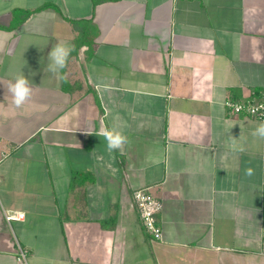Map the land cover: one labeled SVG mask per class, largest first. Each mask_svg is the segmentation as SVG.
Returning a JSON list of instances; mask_svg holds the SVG:
<instances>
[{
  "label": "crops",
  "instance_id": "obj_1",
  "mask_svg": "<svg viewBox=\"0 0 264 264\" xmlns=\"http://www.w3.org/2000/svg\"><path fill=\"white\" fill-rule=\"evenodd\" d=\"M85 27L98 34L77 49ZM59 41L67 67L45 72ZM21 72L35 88L17 109ZM250 99L264 0H0V264H25L19 248L27 264H264V119L225 106ZM143 189L163 203L161 240Z\"/></svg>",
  "mask_w": 264,
  "mask_h": 264
},
{
  "label": "clouds",
  "instance_id": "obj_2",
  "mask_svg": "<svg viewBox=\"0 0 264 264\" xmlns=\"http://www.w3.org/2000/svg\"><path fill=\"white\" fill-rule=\"evenodd\" d=\"M72 51L73 46L69 43L59 41L54 44L47 56L48 63L45 72L47 71L51 74L61 73L67 67ZM32 75H35V73H32ZM34 88L33 84L22 72L9 79L7 83V92L11 94L14 107L19 109L27 104L33 96ZM97 135L103 138L106 143V151L110 154L115 151H123L129 142V138L116 126H105L100 129ZM252 136L264 139V121L258 123L257 127L252 132ZM97 159L102 160L103 157L98 156ZM245 174L249 176L252 175L253 169H245Z\"/></svg>",
  "mask_w": 264,
  "mask_h": 264
},
{
  "label": "built area",
  "instance_id": "obj_3",
  "mask_svg": "<svg viewBox=\"0 0 264 264\" xmlns=\"http://www.w3.org/2000/svg\"><path fill=\"white\" fill-rule=\"evenodd\" d=\"M225 106L232 114L246 113L259 119H264V100L256 102L250 99L242 103H234L230 100L225 102ZM134 202L139 214L142 226L154 239L161 240L162 232L157 216L163 210V203L156 198L148 189L138 190L134 193ZM24 214H5L8 223L15 220H22ZM19 257L27 264V256L24 250L19 248Z\"/></svg>",
  "mask_w": 264,
  "mask_h": 264
},
{
  "label": "trees",
  "instance_id": "obj_4",
  "mask_svg": "<svg viewBox=\"0 0 264 264\" xmlns=\"http://www.w3.org/2000/svg\"><path fill=\"white\" fill-rule=\"evenodd\" d=\"M92 32H93V28H92V30H91L90 27H85V28L82 29V31H80V34H79V36H78V44H77V46H76L77 49H79L81 46H83V42H84V40H85L86 37H87L88 35H90ZM93 34H94V37H93V38H95V37L97 36V34H98L96 28H95ZM93 38H92V39H93ZM85 179H87V178L85 177ZM90 179H91V181L93 180V178H90ZM145 231H146V230H145Z\"/></svg>",
  "mask_w": 264,
  "mask_h": 264
}]
</instances>
